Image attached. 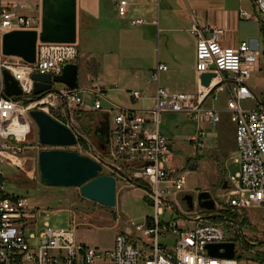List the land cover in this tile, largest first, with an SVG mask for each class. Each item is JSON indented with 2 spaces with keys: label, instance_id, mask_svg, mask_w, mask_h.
Returning <instances> with one entry per match:
<instances>
[{
  "label": "built area",
  "instance_id": "built-area-1",
  "mask_svg": "<svg viewBox=\"0 0 264 264\" xmlns=\"http://www.w3.org/2000/svg\"><path fill=\"white\" fill-rule=\"evenodd\" d=\"M251 1L255 13L241 11V17L259 20L264 32V0ZM127 6L126 0L115 1L116 12L121 17L127 15ZM26 9L22 1L0 0V264H238L234 233H229L223 222L211 221L194 210L198 207L196 199L193 209H188L182 200L187 194L186 170L174 164L172 144L161 132L160 117L163 113L185 115L193 123L192 133L187 137L192 155H200L205 147L206 132L220 120L222 111L214 103L222 96L224 110L234 125L232 160L237 165V171L227 176L223 208L237 214L248 209L264 210V102L258 101L252 108L240 104L242 100L256 99L248 81L258 70L261 52L247 41L239 42L237 47L222 46V29L192 22L189 33L195 40L196 90L170 91L157 85L153 95L148 97L136 89L130 90L131 100L145 98L151 104L138 109L112 106L115 114L111 122L109 119V147L103 150L108 166L122 176L125 184L143 191V196L152 201V214L144 216L141 223L127 225L119 231L109 249L78 241L74 225L67 229L45 225L37 236H29L35 240L32 246L26 231L36 226L40 212L31 206L27 195L7 191L2 165L13 168L24 165L23 151L31 128V109L38 107L47 113L60 114L72 107L98 111L103 93L97 88L78 90L60 84L56 92L34 98L31 74H60L63 65L76 63L78 50L75 43H40L33 63L3 55L1 40L5 33L38 28V20L26 15ZM143 23L142 18L130 21L131 25ZM3 70L9 71L17 81L21 90L19 97L12 99L3 95ZM165 70L167 66L158 63L151 74L152 80L157 81L159 72ZM202 73L213 74L206 87L200 84ZM80 91L93 97L91 107L79 95ZM110 109L106 111L109 117ZM55 119L71 125L69 118L67 124L58 117ZM99 162L103 167V162ZM177 198L185 203L187 212L181 213ZM171 206L179 210L181 221L160 219L164 208L172 209ZM187 223L191 226H186ZM170 234L174 239L172 247L168 248L162 240ZM225 242H234V258L207 253L206 244Z\"/></svg>",
  "mask_w": 264,
  "mask_h": 264
},
{
  "label": "rangeland",
  "instance_id": "rangeland-1",
  "mask_svg": "<svg viewBox=\"0 0 264 264\" xmlns=\"http://www.w3.org/2000/svg\"><path fill=\"white\" fill-rule=\"evenodd\" d=\"M128 2V14L126 16L129 25L131 19L146 18L143 12L145 0H126ZM148 5L152 6V15L158 19L160 0H146ZM116 11V10H115ZM117 13V12H116ZM145 20V19H144ZM120 24L125 21L119 20ZM132 29L139 28V25L131 26ZM163 35L153 37L152 54H157L163 49ZM160 41V42H159ZM260 49L263 44L260 43ZM120 81L112 83L116 88H107L110 95H115L116 99H111L118 105L128 104L126 95L128 90H138L145 95L152 96L153 82L151 78L137 75L133 80L129 77L121 76ZM149 80L151 82H149ZM77 89H89V81L82 68L78 69ZM248 85L253 91L256 99L242 100L240 104L244 108H252L257 102H264V56L259 58L258 70L251 74ZM60 83H54L53 88H59ZM154 93V92H153ZM84 97L87 105L93 104V97L79 92ZM102 108L109 110L111 108L107 97L101 98ZM151 102L139 99L133 101L130 105L133 108H144ZM214 106L221 110L220 120L216 126L206 132L204 136L205 147L200 155L193 156L192 149L189 146L187 137L192 133L193 123L183 114L163 113L160 117L161 132L167 135L171 142V148L174 153V164L185 167L186 184L185 188L193 195L199 191L208 190L215 200V210L224 209L227 176L237 171V165L232 157L235 150L234 125L230 122L228 114L225 112L224 98L219 96ZM35 109H40L36 107ZM66 113V111L64 112ZM50 111L53 118H60L61 121L71 123L79 135L76 145L63 147V149L75 151L81 155L89 156L95 160L103 162L102 174L112 175L116 178V204L114 207L102 206L96 202L82 197L77 187L47 186L40 181V172L38 169L37 155L41 149L49 148L42 146L38 141V128L31 118L30 132L26 137V148L23 151L24 165L21 168H13L10 165L3 164L2 170L5 174L4 184L8 192L13 194H25L29 197L31 206L44 215H38L36 226L26 231L29 237L31 234L37 236L48 225L52 229H67L75 226V236L78 241L101 249L112 247L115 235L124 230L127 225L137 224L143 221L144 214L151 215L153 209L142 200L140 189H134L125 184L121 175L112 171L106 159V152L99 149L97 138L93 134L95 125L100 120V114L90 109L80 110L72 107L64 115ZM110 122L115 114V109H110ZM64 115V116H61ZM67 124V123H66ZM177 204L181 213L187 212L185 203L177 198ZM193 209V208H192ZM194 210L199 214L205 215L200 208ZM184 215V214H183ZM238 221L226 219L223 215V227L229 232L234 233L237 238L236 250L241 255L237 258L238 264H264V210L248 209L238 214ZM220 216V215H219ZM161 220L174 219L181 221L179 215L168 208H164ZM228 221V222H225ZM244 221V222H241ZM216 222V221H215ZM237 225V226H236ZM186 226H191L187 223ZM140 236V233H136ZM30 244L35 245V240L30 238ZM174 235L170 234L162 240L168 248L172 247Z\"/></svg>",
  "mask_w": 264,
  "mask_h": 264
},
{
  "label": "crops",
  "instance_id": "crops-1",
  "mask_svg": "<svg viewBox=\"0 0 264 264\" xmlns=\"http://www.w3.org/2000/svg\"><path fill=\"white\" fill-rule=\"evenodd\" d=\"M19 1L27 5L25 14L38 20L39 32L41 0ZM115 1L76 0V64L78 69L84 70L89 81L88 87L100 89L111 108L118 104L111 100L116 99V96L110 95L105 83L107 88L114 89L116 86L112 83L119 82L121 76L126 75L133 80L144 73L151 78L158 63L166 65L167 70L159 72L157 81L151 78L154 83L153 92L157 85L170 91L196 90L198 79L194 69L195 40L189 33L192 22L222 29V46L237 47L239 42L247 41L264 56V32L260 21L241 17V11L255 13L251 0H160L157 20L152 15V6L145 0V23L139 24L136 29L131 27L136 25H129L127 15L121 17L116 13ZM119 20L125 21V24L118 23ZM157 35L164 36L163 49L152 54L153 37ZM39 43L41 42H37L36 48ZM260 43L263 44V49L259 48ZM128 92V104L118 106L133 108L130 104L136 100H131ZM106 111L108 110L102 108L101 104V109L95 112L101 115ZM185 192H189L188 189L185 188ZM141 193L143 196L142 190ZM171 210L175 215H181L176 207Z\"/></svg>",
  "mask_w": 264,
  "mask_h": 264
},
{
  "label": "water",
  "instance_id": "water-1",
  "mask_svg": "<svg viewBox=\"0 0 264 264\" xmlns=\"http://www.w3.org/2000/svg\"><path fill=\"white\" fill-rule=\"evenodd\" d=\"M76 41V0H41V27L37 30H12L5 33L1 40V53L5 56H17L26 62L35 61L36 44L42 43H75ZM3 95L15 99L21 95L17 81L9 71L3 70ZM78 66L76 63L62 66L61 73L51 76L47 73H32L33 96L39 99L42 95L56 92L52 83H60L70 89L77 88ZM212 73H202L200 84L208 86ZM29 115L38 128V141L49 147L38 152V169L40 181L47 186L77 187L82 197L102 206L114 207L116 204V178L102 174V164L86 155L63 149L76 145L78 133L41 109H31ZM109 114L103 112L101 119L94 127L100 150L109 144ZM226 184L223 185V188ZM195 202L199 208L214 211L216 202L208 190L199 191ZM146 205L152 201L142 196ZM188 209L194 207L193 197H183ZM44 212H40V216ZM207 253L221 258L235 257L234 242L206 244ZM222 249V251H220Z\"/></svg>",
  "mask_w": 264,
  "mask_h": 264
},
{
  "label": "trees",
  "instance_id": "trees-1",
  "mask_svg": "<svg viewBox=\"0 0 264 264\" xmlns=\"http://www.w3.org/2000/svg\"><path fill=\"white\" fill-rule=\"evenodd\" d=\"M261 29H262V27H261ZM263 30V29H262ZM100 118H101V115H100ZM98 122H99V120H98ZM97 125V124H96ZM95 125V126H96ZM93 131H94V129H93ZM204 212H205V215H206V217L207 218H209L211 221H216V222H220V221H222L223 220V218H222V216L223 215H226V219L227 220H231V221H238V214L237 213H234V212H231V211H229V210H224V209H219V211H217L218 213H213V212H211V211H207V210H203ZM211 215H220V216H218V217H216V218H214V219H211L210 218V216ZM241 222H244V221H241ZM233 240L235 241V242H237V238H233ZM236 255H237V258H239L241 255L238 253V251L236 250Z\"/></svg>",
  "mask_w": 264,
  "mask_h": 264
},
{
  "label": "flooded vegetation",
  "instance_id": "flooded-vegetation-1",
  "mask_svg": "<svg viewBox=\"0 0 264 264\" xmlns=\"http://www.w3.org/2000/svg\"><path fill=\"white\" fill-rule=\"evenodd\" d=\"M198 193V192H197ZM188 194H190V195H192V197H193V201L195 200V198H196V195L197 194H195V195H193L192 193H188ZM185 196V194L182 196V200H183V197ZM184 201V200H183Z\"/></svg>",
  "mask_w": 264,
  "mask_h": 264
},
{
  "label": "bare ground",
  "instance_id": "bare-ground-1",
  "mask_svg": "<svg viewBox=\"0 0 264 264\" xmlns=\"http://www.w3.org/2000/svg\"><path fill=\"white\" fill-rule=\"evenodd\" d=\"M31 30H37V29H31ZM42 43V42H41ZM40 44V43H39ZM37 49V48H36ZM36 55V54H35ZM108 147H109V144H108V146H107V149H108ZM227 181V180H226ZM76 231V230H75Z\"/></svg>",
  "mask_w": 264,
  "mask_h": 264
}]
</instances>
